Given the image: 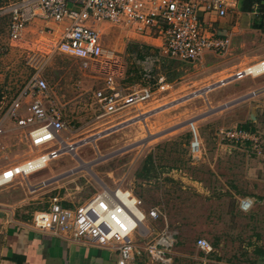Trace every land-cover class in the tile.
I'll list each match as a JSON object with an SVG mask.
<instances>
[{
	"label": "rangeland",
	"instance_id": "obj_1",
	"mask_svg": "<svg viewBox=\"0 0 264 264\" xmlns=\"http://www.w3.org/2000/svg\"><path fill=\"white\" fill-rule=\"evenodd\" d=\"M30 25L14 40L8 38L5 20L0 19V116L11 98L39 72L47 80L48 99L64 116V136L81 143L75 156L63 153L30 174L31 182L36 177L39 182L57 175L55 179L60 177L66 183L69 203L78 206L103 185L113 188L111 180L115 184L123 181L142 200L144 212L154 208L158 213L156 219H147L151 235L136 237L138 245L153 242L165 230L174 231L171 264H264V91L246 92L249 87L264 85V73L189 97L210 85L212 71L221 77L238 70L239 65L230 70L226 66L253 51L252 41L257 35H248L243 45L224 55L203 54L204 65L164 59L157 70L165 74L173 89L154 90L155 99L140 107L150 114L155 110L151 108L160 104L159 99L166 103L160 106L163 110L154 132L142 118L134 117L132 123L133 118L121 121L128 110L136 114L133 107L98 116L91 94L101 85L102 75L84 68L77 59L55 53L49 46L54 32H47L40 22ZM102 29L105 49L124 64L122 87L131 91L144 86L138 62L143 57L136 51L148 54L155 48H140L142 39L120 26L105 23ZM239 41L232 37L229 45ZM177 88L182 94L170 93ZM169 94L172 101L167 98ZM252 110L254 120H250ZM208 114L214 117L209 120ZM234 126L256 131L259 153L246 144L219 138L220 130ZM5 130L0 144V171L31 155L21 129L6 122ZM93 137L94 141L83 142ZM109 171L111 177L107 176ZM200 237L209 242L210 251L196 246Z\"/></svg>",
	"mask_w": 264,
	"mask_h": 264
},
{
	"label": "built area",
	"instance_id": "obj_2",
	"mask_svg": "<svg viewBox=\"0 0 264 264\" xmlns=\"http://www.w3.org/2000/svg\"><path fill=\"white\" fill-rule=\"evenodd\" d=\"M238 2L1 0L0 19L5 20L8 38L14 40L20 38L34 22L42 23L49 33L54 30L55 24H61L54 44L49 46L55 53L77 59L84 68L102 75L101 85L91 94L97 104L98 116L102 117L130 107L139 110L152 97L154 90H169L170 82L165 74L157 70L164 59L193 62L205 51H225L228 39L216 35L214 21L233 12ZM101 23L120 26L129 35L142 39L143 44L155 48L138 60L144 86L131 91L122 87L124 64L120 57L105 49L103 31L94 26ZM263 73L264 59L244 66L202 90L222 86L231 79L241 80ZM47 89V80L36 72L5 105L0 116V144L6 131L5 124L11 122L24 132L31 155L21 163L0 171V187L9 185L19 176L26 177L42 170L63 153L75 156L76 148L81 144L79 140L64 136V116L56 103L48 99ZM146 115L147 112H139L135 118ZM190 125L193 128L192 123ZM219 138L234 144H246L258 153L260 151L261 144L255 130L234 126L220 130ZM46 182L44 180L39 185ZM157 217L156 209L149 208L144 212L142 200L119 182L113 188L103 187L75 208L65 207L57 196H51L47 208L33 212L32 224L38 230L69 233L73 238L93 246L112 248L117 253L115 264H171L170 254L176 243V232L165 230L153 242L143 246L137 244V238L151 235L147 219ZM196 246L204 251L211 250L209 242L203 237L196 240Z\"/></svg>",
	"mask_w": 264,
	"mask_h": 264
},
{
	"label": "crops",
	"instance_id": "obj_3",
	"mask_svg": "<svg viewBox=\"0 0 264 264\" xmlns=\"http://www.w3.org/2000/svg\"><path fill=\"white\" fill-rule=\"evenodd\" d=\"M244 1L245 0H239L237 8L233 12L228 13L224 18L214 21L216 35L228 39L227 49L222 53H215L213 51H205L203 53L216 56L224 55L231 50H236L239 45H243L244 42L242 40L245 41V38L248 35H252V33L257 35L258 38L255 41H252L255 45L252 49L253 51L242 54L241 57L236 58V61H232L231 64H228L229 66L227 65L226 68L229 70L237 65L242 68L264 59V30L256 27L257 24H264V11H262L264 7L261 10L258 3H253L250 6V9L245 11L242 9ZM260 4L264 6V0H260ZM104 24L105 23H101L98 25L101 30H103L102 28ZM55 27H57V24L54 25V30L52 32H54L55 38H52L50 45L52 43L54 44L60 31L59 27ZM232 37H236L240 40L237 45H229ZM258 46L261 48L258 49ZM203 54L198 60L186 63L204 65ZM233 73L232 71H229L227 74L220 77L216 74V71H212L209 74L210 82L208 84H214L219 79L230 76ZM233 80L234 79H231L228 82ZM170 84L171 87L169 88V91L173 89L171 82ZM178 89L179 88L170 93L182 94ZM259 89L264 91V85L259 88L249 87L246 92L251 93L250 91ZM207 91L208 90L203 94H206ZM169 97L171 98L169 101L174 99H172L171 94L167 96V98ZM154 99L155 94H153L145 103H151ZM207 100L211 103L208 98ZM161 101L162 100L159 99L157 102L160 104H155V107L151 108V110L155 109L152 113L147 114L142 118L143 121H148V127L150 129L152 128L154 132L160 121V116H158V114L163 110L160 106L166 104L165 102L161 103ZM130 111L131 110H128L124 113L125 115L123 116V119L126 115L127 118L124 120L122 119V122L136 117L139 112H142V108L137 110L134 115H131ZM144 113H146V111ZM209 114L206 118L211 120L212 118L210 117L214 116ZM135 120L136 119L129 123H132ZM193 130H195L194 126ZM111 175L112 172L109 171L107 176L111 177ZM56 177L57 175H54L49 178L41 179L39 182L37 181L38 177H36V181L31 182L32 179H30V175H27L26 177L21 176V178L17 177L9 185L0 187V264H115L117 253L112 248L93 246L82 239L73 238L69 233L60 231H42L33 227V212L47 208L51 196H57L60 199L61 204L65 207H76L69 203L71 200L69 199L67 186H65L66 183L63 182L60 177L55 179ZM122 179L123 178L121 177L117 181ZM44 180L47 182L43 185H39ZM111 181L113 182V185H115V180ZM121 184L124 186L123 181ZM103 187H105V185H103ZM44 202L46 205H44Z\"/></svg>",
	"mask_w": 264,
	"mask_h": 264
},
{
	"label": "trees",
	"instance_id": "obj_4",
	"mask_svg": "<svg viewBox=\"0 0 264 264\" xmlns=\"http://www.w3.org/2000/svg\"><path fill=\"white\" fill-rule=\"evenodd\" d=\"M0 2H1V0H0ZM253 3H258V4L260 5L259 8H260L261 10H262V8L264 7V6H262V5L260 4V0H245L244 3H243L242 9H244L245 11H246V10H249V9H250V6H251ZM262 11H264V9H263ZM256 27H258V28L264 30V24H257ZM139 47H140V48L148 49V46L145 45V44H140ZM136 52H137V54L139 53V56H140L141 58L145 55L144 53H141V52H138V51H136ZM146 54H147V53H146ZM141 58H140V59H141ZM239 127H240V128H243V129H246V130H253V128H251V127H247V126H239Z\"/></svg>",
	"mask_w": 264,
	"mask_h": 264
},
{
	"label": "water",
	"instance_id": "obj_5",
	"mask_svg": "<svg viewBox=\"0 0 264 264\" xmlns=\"http://www.w3.org/2000/svg\"><path fill=\"white\" fill-rule=\"evenodd\" d=\"M206 90H207V89L202 90V91H198L197 93H198V94H203ZM261 91H262V89L255 90V91L251 92V94H256V93L261 92ZM195 95H197V94H196V93H195V94H192V95H190L189 97H191V96H195ZM225 106H227V104H225ZM254 119H255V113H254V111L252 110V111H251V114H250V120H254ZM113 130H114V129H112V130H110V131H108V132H111V131H113ZM108 132H107V133H108ZM193 135H194V137L196 138V134L194 133V131H193ZM99 136H101V134H100ZM94 140H95V137L90 138V139L86 140L85 142H87V141H94ZM194 145H195V144H194Z\"/></svg>",
	"mask_w": 264,
	"mask_h": 264
}]
</instances>
